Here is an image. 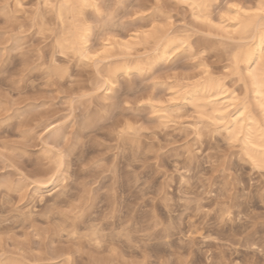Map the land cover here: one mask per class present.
<instances>
[{
  "label": "clouds",
  "instance_id": "9594fccd",
  "mask_svg": "<svg viewBox=\"0 0 264 264\" xmlns=\"http://www.w3.org/2000/svg\"><path fill=\"white\" fill-rule=\"evenodd\" d=\"M0 264H264V0H0Z\"/></svg>",
  "mask_w": 264,
  "mask_h": 264
}]
</instances>
